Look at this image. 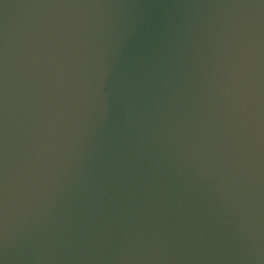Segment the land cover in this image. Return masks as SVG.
<instances>
[{"label": "water", "instance_id": "1", "mask_svg": "<svg viewBox=\"0 0 264 264\" xmlns=\"http://www.w3.org/2000/svg\"><path fill=\"white\" fill-rule=\"evenodd\" d=\"M0 264H264V0H0Z\"/></svg>", "mask_w": 264, "mask_h": 264}]
</instances>
